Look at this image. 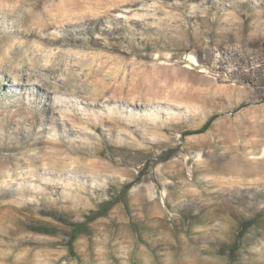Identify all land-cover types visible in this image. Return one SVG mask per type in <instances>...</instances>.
<instances>
[{
    "label": "rangeland",
    "instance_id": "1",
    "mask_svg": "<svg viewBox=\"0 0 264 264\" xmlns=\"http://www.w3.org/2000/svg\"><path fill=\"white\" fill-rule=\"evenodd\" d=\"M0 264H264V0H0Z\"/></svg>",
    "mask_w": 264,
    "mask_h": 264
},
{
    "label": "trees",
    "instance_id": "2",
    "mask_svg": "<svg viewBox=\"0 0 264 264\" xmlns=\"http://www.w3.org/2000/svg\"><path fill=\"white\" fill-rule=\"evenodd\" d=\"M212 121V118H210L209 120H207L201 128H199L198 130L196 131H193V132H188L186 135H189V134H197V133H203L204 131L207 130V128L209 127L210 123ZM110 205H108L106 208H103L104 210L99 212L98 215H96L95 217H99L101 215H104L106 213V211L108 210ZM84 223H77L75 224L73 227H72V232H71V237L72 238H75L79 233L80 231H82V229L84 228Z\"/></svg>",
    "mask_w": 264,
    "mask_h": 264
}]
</instances>
